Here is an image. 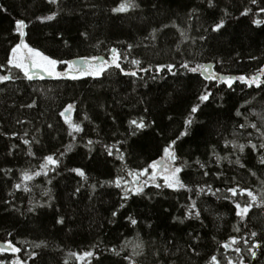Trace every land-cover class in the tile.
Segmentation results:
<instances>
[{"label":"trees","instance_id":"obj_1","mask_svg":"<svg viewBox=\"0 0 264 264\" xmlns=\"http://www.w3.org/2000/svg\"><path fill=\"white\" fill-rule=\"evenodd\" d=\"M120 2L60 0L58 5H48L45 0H0L7 9L0 12V63H6L5 50L13 44L15 20L24 19L29 24L27 39L31 45L53 58L103 56L111 62L114 48L124 72L137 73L135 77L123 75L113 66L96 78L38 77L0 84V243L12 241L21 249L15 254L0 253V259L6 264L15 258L27 264H129L123 259L128 255L137 264H210L215 255L221 264H227L228 259L238 264L239 254L233 251L236 245L228 249L221 245L235 237L247 255L244 240L254 242L249 238L250 231H257L260 235L256 239L264 245V208H253L241 222L228 201L151 185L145 188L146 196H134L124 208H119L123 202L121 189L104 182L118 176L132 181L133 177L123 169L138 171L159 159L163 146L183 130L188 111L207 84L213 95L196 114L202 123L194 125L193 133L178 141V155L188 163L183 179L189 187L206 181L222 192L236 182L254 192L264 189V167L258 164V154L248 147L243 154L236 153L230 143L225 147L228 141L261 142L256 130L241 129L240 124L256 123L264 130V90L249 88L239 81L229 89L219 81L209 82L204 75L179 67L190 61L193 67L211 65V70L221 76L256 74L264 67V23L257 27L252 21H264V13L259 12L264 0L258 5L250 0H213L212 7L207 0H137L138 9L127 14L111 13ZM246 8L251 12L241 16ZM54 11L60 15L53 21L41 24L35 19ZM220 19L226 21L225 27L211 32ZM173 23L185 32L187 39L171 27ZM164 24L169 27L152 40L151 30ZM85 32L87 38L81 35ZM201 36L207 39L201 40ZM132 60H139L140 64L134 65ZM170 63L176 65L175 76L166 69L156 71ZM63 68L58 66L57 71L62 72ZM8 74V70H0V75ZM32 102L35 107H23ZM68 104L75 105L68 119L84 129L74 142L67 135L64 118L59 116ZM237 110L241 112L239 117L235 115ZM141 117L149 127L133 136L129 121ZM49 124L53 127L49 128ZM25 139L30 145L22 142ZM88 140L94 143L87 145ZM118 141L125 143L117 144ZM69 143H73L72 151L61 158L55 170L31 181L22 180L25 171H40L44 156H59ZM113 144L124 154V162L107 156L104 146ZM29 147L34 156L27 155ZM238 154L245 169L229 163ZM216 155L227 159L217 162ZM197 160L206 167L200 169ZM75 167L85 171L87 180L69 171ZM248 169L257 175H250ZM204 171L209 175L203 176ZM17 183L21 185L19 190L14 188ZM102 183L104 187H100ZM24 187L30 191L25 192ZM77 187L81 189L79 193L75 192ZM191 200L197 201L201 220L180 224L174 218H183ZM29 208L35 211L29 212ZM117 209V216L112 217ZM129 215L137 219L136 226L129 223ZM60 217L65 223L55 224ZM41 242L46 247L36 248ZM141 242L143 255L135 256L134 252L141 251L135 246ZM111 249L120 251V256ZM85 251H92L94 256L77 261L71 255ZM33 252L38 255L30 260ZM258 257L256 261L248 258L246 264H264V255L259 251Z\"/></svg>","mask_w":264,"mask_h":264},{"label":"snow or ice","instance_id":"obj_2","mask_svg":"<svg viewBox=\"0 0 264 264\" xmlns=\"http://www.w3.org/2000/svg\"><path fill=\"white\" fill-rule=\"evenodd\" d=\"M60 0H45V3L48 5H58ZM251 4L258 5L260 0H250ZM209 7L213 6V0H207ZM140 7V4L137 0H121V2L116 6L113 7L110 11L113 14H127L132 12ZM155 8L156 5H153ZM7 9L0 5V12H6ZM251 12V9H245L240 13L241 16H247ZM260 13H264V7L259 8ZM194 13H190L189 15H193ZM60 15V12L54 11L50 12V14L43 15V16H36V20L39 21L41 24L53 21ZM227 16L228 13L225 12ZM226 21L224 19H220L219 22H216L214 26L211 27V32H220L221 29L225 27ZM252 23L259 27L264 21L254 19ZM29 24L25 22L24 19H17L14 23L13 28V44L10 49L5 50V59L6 63H0V70H8V75H0V84L16 79H26L28 81H33L36 78L43 79L45 75L49 78L55 79H69V80H79L83 77L90 76L93 78L99 77L103 72L107 70V68L115 67L119 69L120 73L123 75H129L135 77L137 75L136 72H124L121 68L120 63L118 62L120 56L116 53V49H111V52L114 55L111 57V62L104 60L101 57L92 56V57H81L79 62L75 60H66V59H58L53 58L49 54H45L44 51L40 50L37 47L31 45L27 37L29 33L27 31ZM168 24H164L159 28H153L149 33V37L152 40H156L157 34L164 31V29L168 28ZM173 28H177V31L180 32L181 36H185V32L180 30L175 23L171 25ZM208 31V29H205ZM82 36L87 38V33H81ZM148 37H146L147 39ZM187 39V37L185 36ZM201 40L207 39L206 36H201ZM65 46H67V41H65ZM132 48V45H129V50ZM132 64L139 65V60H132ZM64 66L63 71H57L58 66ZM107 66V67H106ZM176 67L175 64H167L159 66L156 71H162L166 69L169 73L175 76L177 73L173 71ZM180 68L184 69L186 72H190L193 74L200 73L204 75V79L212 82V81H219L220 83L227 86V88L231 89L233 84L236 81H239L247 87L252 88L253 86L257 89L264 90V67H261L258 72L251 77H246L244 75L240 76H221L218 73H215L211 70L210 67L205 66L203 64H196V66H191V62H183L179 65ZM13 69L18 70L13 73ZM143 71L147 72L150 69H142ZM22 73V76L20 75ZM155 79V77H153ZM213 95V93L208 89V85L205 84L203 91L200 92L197 96V103L191 106L190 110L188 111L187 118L183 121V130L179 132V135L176 136L175 139H171L168 143H166L162 148V155H160L159 159H153L150 163L147 164L145 168H142L138 171L131 170V169H123L127 172V175L133 177L132 181H127L124 179L123 176H118L114 181L111 182H104L108 184H114V186L118 189H121L123 195L121 196V200L123 201L119 208H124L126 206V202L134 197V196H146L147 193L145 192V188L151 185L157 189L168 188L172 189L173 191H180L184 190L189 193L195 192L197 196L200 195H210L216 197L217 200H224L228 201L232 208L231 211H234V214L237 218L240 219L241 222L247 219L249 213L252 211L253 208H264V189L260 190L259 192H254L249 187H243L238 182L235 183V186H229L226 189L222 190L220 188L213 189L211 185L207 184L205 181L203 184L198 185L195 188L189 187L188 184L183 179L184 170L188 167L187 161H181L180 156L178 155V141H182L185 137H188L190 134L193 133V126L197 123H202L197 120L196 114L201 110L202 105L205 104L209 100V98ZM36 106L35 102L23 105V107L33 108ZM75 108V105L68 104L66 107L63 108L62 111L59 112V116L64 118V123L67 125V135L71 138V141H76L77 134L82 133L84 129L81 127L79 123H75L68 119V113L72 112ZM147 111V109H145ZM235 115L239 117L241 115L240 110H237ZM253 115H256L253 113ZM85 120L88 119L87 116L84 118ZM171 119V117H169ZM18 123H23V121H18ZM130 126H132L131 135L135 136L137 131H144L146 128L149 127L143 117L139 120H131L129 121ZM49 128H52L53 125L49 124ZM246 127H250L256 132L259 133L260 143H252L251 140L248 141L247 144L243 143H235L232 141H228L225 144V147L228 144H231L232 149L235 150L236 153L243 154L245 148L248 147L252 151L258 154V164L264 167V130L261 129L256 123H249V124H240V128L244 129ZM251 136V133H249ZM25 145H30L29 140L22 141ZM39 143V141H36ZM94 142L92 140L87 141V145H92ZM125 141H118L117 144H123ZM73 148V143H69L63 151H60L59 156L55 154L47 155L43 157V163L39 165L40 171L29 174L28 171H25L22 174L23 181H31L35 177L48 174L49 170H55L59 164L60 160L63 156H65L68 152H71ZM104 150L107 153L108 157L115 156V159L124 162L125 157L124 154L120 151V148L117 147L116 144L113 145H105ZM91 151V148H89ZM213 153L215 154V149H213ZM237 155L235 161H229V163H234L238 165L241 169L246 168V164L242 162L241 155ZM28 156H34L35 154L32 152L31 147H29ZM221 159H227V157H220L216 155V160L219 162ZM196 164L199 165L200 169H204L206 164L201 163L199 160L195 161ZM151 170V171H150ZM11 171V170H8ZM69 171L75 173L77 176L81 177L84 180H87L86 173L83 169L79 167L71 168ZM250 175L256 176L257 173L248 169ZM209 172L204 171L203 176H208ZM141 177H147L145 180H141ZM219 179V176H217ZM235 178H233L234 180ZM162 180L163 183L159 181ZM49 183L51 181L49 180ZM104 183L100 184V187H104ZM231 183V182H230ZM264 184V181H262ZM14 188L19 190L21 185L19 183L14 185ZM25 192L30 191V188L24 187L23 189ZM80 187L75 189L76 193L80 192ZM93 190H95V185H93ZM44 195H48V192H45ZM191 199V197H189ZM39 207L43 208L45 205H39ZM185 207V206H182ZM29 212L35 211L34 208H29ZM113 211L111 213L112 217L117 216V212ZM201 211L198 209L197 201L191 200V203L186 206V212L183 218L175 217L174 220L178 221L180 224H183L185 220H201ZM129 223L132 226H136L138 221L136 218L129 215L127 217ZM112 222L111 220L109 221ZM202 222V221H201ZM65 220L63 217L55 219V224L63 225ZM151 227V225H149ZM234 231L239 232L238 228H234ZM9 236L11 233L8 234ZM260 234L257 231H250L249 238L252 239L254 242L249 243L247 239L244 240V244L246 246V253L244 255L245 249L239 246V242L235 237H230V241L228 243H224L221 245L222 248L228 249L231 245H236L233 251L239 254L238 264H246V260L250 258L252 261H256L259 259L258 251L261 255H264V245H262L258 239H256ZM243 239V237L241 238ZM36 248H43L46 247L44 242L38 243L35 245ZM141 251L134 252L135 256L143 255V243H139L135 246ZM123 250V249H121ZM21 249L19 247L14 246L12 241H7L4 244H0V253L4 252H11L13 254L19 253ZM114 255L120 256V251L116 249H111ZM193 252L195 249L193 248ZM198 254V253H196ZM38 253H31L29 255L30 260H34L37 257ZM72 256L76 258L77 261L84 260L88 257H93L94 253L92 251H85L82 255H78L77 253H71ZM125 261H128L129 264H137V261L132 257L125 255L123 257ZM0 264H6L4 259H0ZM9 264H27L26 261H22L20 258H15L9 262ZM64 264H68L67 261ZM210 264H221L220 260L217 256L213 255L210 258ZM227 264H234L231 259H228Z\"/></svg>","mask_w":264,"mask_h":264},{"label":"water","instance_id":"obj_3","mask_svg":"<svg viewBox=\"0 0 264 264\" xmlns=\"http://www.w3.org/2000/svg\"><path fill=\"white\" fill-rule=\"evenodd\" d=\"M99 57H101V58H103V59L105 60V58H104L103 56H99ZM73 60L79 62L80 58H76V59H73ZM208 67L211 68V65H208ZM36 79H37V78H36ZM43 79H49V77H48L47 75H45ZM0 244H4V243H0Z\"/></svg>","mask_w":264,"mask_h":264},{"label":"rangeland","instance_id":"obj_4","mask_svg":"<svg viewBox=\"0 0 264 264\" xmlns=\"http://www.w3.org/2000/svg\"><path fill=\"white\" fill-rule=\"evenodd\" d=\"M56 70H58V67H57V69Z\"/></svg>","mask_w":264,"mask_h":264}]
</instances>
